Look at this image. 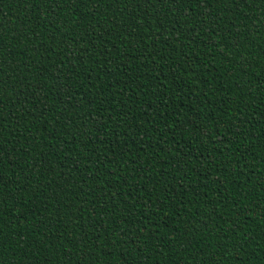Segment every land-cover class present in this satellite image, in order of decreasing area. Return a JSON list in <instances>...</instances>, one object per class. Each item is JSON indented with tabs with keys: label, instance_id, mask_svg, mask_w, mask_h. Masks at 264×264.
<instances>
[{
	"label": "trees",
	"instance_id": "1",
	"mask_svg": "<svg viewBox=\"0 0 264 264\" xmlns=\"http://www.w3.org/2000/svg\"><path fill=\"white\" fill-rule=\"evenodd\" d=\"M0 264H264V0H0Z\"/></svg>",
	"mask_w": 264,
	"mask_h": 264
}]
</instances>
